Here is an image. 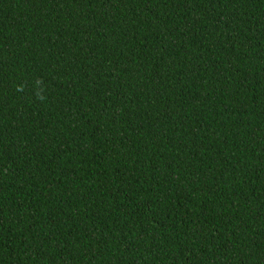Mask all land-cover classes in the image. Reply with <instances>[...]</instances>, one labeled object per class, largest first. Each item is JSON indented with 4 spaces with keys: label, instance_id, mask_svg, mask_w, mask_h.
<instances>
[{
    "label": "trees",
    "instance_id": "obj_1",
    "mask_svg": "<svg viewBox=\"0 0 264 264\" xmlns=\"http://www.w3.org/2000/svg\"><path fill=\"white\" fill-rule=\"evenodd\" d=\"M0 264H264V0H0Z\"/></svg>",
    "mask_w": 264,
    "mask_h": 264
}]
</instances>
